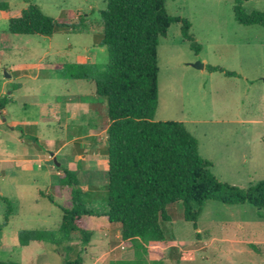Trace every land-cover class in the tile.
I'll list each match as a JSON object with an SVG mask.
<instances>
[{"label": "rangeland", "instance_id": "rangeland-1", "mask_svg": "<svg viewBox=\"0 0 264 264\" xmlns=\"http://www.w3.org/2000/svg\"><path fill=\"white\" fill-rule=\"evenodd\" d=\"M235 1H165L170 15L190 21V33L200 50L192 49L183 39L181 22L172 23L167 34L160 38L157 47L158 103L154 120L183 122L197 139L199 154L212 163L211 172L223 183L247 189L264 181V27L239 23L233 10ZM0 2L8 4L6 11L0 10V101L5 96L14 97V101L8 100L5 104L10 114L2 116L0 108V150H13L21 138L47 154V139L64 138L60 131L63 125L54 117V113L64 107L59 99L62 100L63 95L82 94L89 100L95 86L86 80L65 79L39 65L76 62L83 56H91L98 64L107 63V49L95 45L98 36L76 26L82 17L98 19L106 3L105 0ZM30 3L38 5L48 16L73 26L52 35L10 33L8 19ZM243 8L247 12L264 11V0H248ZM197 62L204 64V68L194 67ZM19 65L28 70L30 77L26 81H13L8 77L9 68ZM208 65L223 67L235 75L211 72L206 68ZM42 69L44 72L39 79L31 78ZM5 81L9 83L3 85ZM96 102L102 103L105 112V99L98 97ZM101 116L98 114L94 119L98 121ZM12 120L22 122L20 127L12 129ZM33 121L38 125L29 123ZM106 135L103 128L96 136L92 150L102 163L92 173V188L83 196V200L88 201L86 207L98 213L95 217L84 216L96 241L91 239L84 247L78 242L60 240L54 245L36 242L18 245L13 237L15 229L58 230L61 207L71 206L69 187L62 186L59 193L57 188L50 187L52 181L47 172L36 166L29 171L6 170L4 174L0 171V192L13 201L14 208L8 232H0L1 261L65 264L67 245L81 249L83 264L127 260L120 257L127 249L133 250L131 244L119 236L118 224L110 226L105 222L103 215L107 209L102 210L104 205H97V199L106 203L107 179L103 165ZM72 151V146H68L62 156L68 158ZM54 180L59 178L53 177ZM41 192L48 193L55 202ZM6 207L7 204L0 200V223ZM167 211L170 221L161 222L166 239L150 245L147 255L150 264L155 261V264H264V209L248 203L229 205L207 200L198 217L197 229L183 219L181 203L169 206Z\"/></svg>", "mask_w": 264, "mask_h": 264}, {"label": "trees", "instance_id": "trees-1", "mask_svg": "<svg viewBox=\"0 0 264 264\" xmlns=\"http://www.w3.org/2000/svg\"><path fill=\"white\" fill-rule=\"evenodd\" d=\"M165 1L105 0L98 19L81 18L76 26L98 36L95 45L107 49V63L40 64L65 79L92 82L96 94L105 99L107 210L104 215L109 223L120 226L121 238L129 242L134 251L133 259L113 260L110 264H150L149 247L166 239L161 222L170 221L167 210L173 204L181 203L183 219L195 229L207 200L229 205L248 203L264 209V181L247 189L221 182L211 172L212 163L199 154L198 141L183 122L154 120L158 103L157 47L160 38L167 34L172 23L181 22L183 39L192 49L200 50L190 33V21L170 15ZM246 1H235V19L244 25L264 27V11H245L243 3ZM7 9L8 4L0 2V10ZM69 26L73 25L48 16L33 3L8 19V31L12 34L52 35ZM206 68L227 76L235 75L219 66ZM8 100L5 96L0 108ZM60 185L69 187L71 206L61 207L58 230H20V246H28L31 242L54 245L59 240L78 242L81 247L90 243L92 233L84 216L98 213L87 208L88 201L83 200L89 191L79 187V173L66 168L62 169ZM41 195L54 202L49 194ZM2 198L7 207L0 232L7 225L12 210L8 198ZM65 252V264H83L81 249L67 245ZM0 264L20 263L8 260Z\"/></svg>", "mask_w": 264, "mask_h": 264}, {"label": "crops", "instance_id": "crops-1", "mask_svg": "<svg viewBox=\"0 0 264 264\" xmlns=\"http://www.w3.org/2000/svg\"><path fill=\"white\" fill-rule=\"evenodd\" d=\"M76 62L96 63L95 60L91 58V56L80 57ZM39 67L42 68L40 65ZM43 69L49 72L47 68H43ZM43 69L42 71L41 70L37 71V74L31 78L39 79L43 75L42 74V72H44ZM8 71H9L8 77L13 81L14 80L26 81V79H29L30 77L28 74V70H25L22 65H19L18 67L9 68ZM7 83L9 82L5 81L3 85L5 84L7 85ZM17 85L18 87H22V85L20 84ZM85 97L86 95L84 96L82 94H68V95H63L61 97L63 98L62 100L59 99L58 102H61L64 107L62 108V110L60 111L58 110V113L55 112L54 117L58 120L59 123H61V125H63V129L60 131L63 133L64 138L47 139L46 146L49 149L47 154L34 149L29 144H26L25 141L21 138L18 139V142L13 150H0L1 173L4 174L6 170L8 172L10 171L17 172L19 170L29 171V170H34L36 166V168L42 169L45 172H47L49 177H51V181H52L50 187L57 188L58 192L60 193L62 191L61 189L62 186L60 185V175L62 173V169L66 168L71 171H77L79 173V179H80L79 187L84 191H89V188H92V182L90 183V180L94 178L92 173H95L97 171V168L102 163L98 155L95 154V152H93L92 149L95 148L96 136L98 135V131H100L103 128H105V130L107 131V115H106V111L104 112L102 110L103 109L102 103L96 102V99L100 97L96 94V92H94L93 95H91V98L89 97V100H87ZM9 100L14 101V97H10ZM8 114L10 113L7 111L6 106H4L1 110V115L3 116ZM98 114H101L102 116L100 120L96 121V119L94 118H96ZM21 123L22 122L12 120L11 121L12 126L10 127L12 129H16V127L19 128ZM29 123L33 126L38 125L37 121H33ZM68 146L70 147L72 146L73 151L71 154L68 155V158H65L62 155L65 154V149ZM81 148H83L84 150L82 153H79L78 151ZM53 177H58L59 180L53 181ZM13 186H15V184H13ZM2 197L8 198L9 204L12 208L9 216V221L7 225L4 227L6 228V231H1L3 232V234H5L6 232H8V229L12 224V219L14 217V208L11 205L13 204V201L9 197L2 195L0 192V200L5 202V200ZM97 201H98L97 205L98 204H101L100 206L104 205L102 206V210L105 211L107 209V204H106L107 202L105 203L101 199H97ZM93 204H90V207H94ZM97 208L98 207L96 206V209ZM61 216H62V211H61ZM95 216L96 215H93L92 217ZM103 217L106 220L105 222H107V224L111 226L112 224L107 221L106 216L103 215ZM91 227L93 226L91 225ZM20 230L23 229H18V230L15 229L13 233V237H15V240L17 239L18 245H19L18 232ZM91 233H92L91 239L93 240V242H95L96 239L94 237V232L91 231ZM119 236H121V231H119ZM0 248H2L1 243H0ZM133 255H134L133 250L130 248L127 249L125 252H123L120 258L131 260L133 258ZM150 256H151L150 258H152L151 253Z\"/></svg>", "mask_w": 264, "mask_h": 264}, {"label": "water", "instance_id": "water-1", "mask_svg": "<svg viewBox=\"0 0 264 264\" xmlns=\"http://www.w3.org/2000/svg\"><path fill=\"white\" fill-rule=\"evenodd\" d=\"M194 67L198 68V69H203L204 68V64L197 62Z\"/></svg>", "mask_w": 264, "mask_h": 264}]
</instances>
